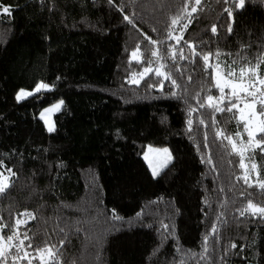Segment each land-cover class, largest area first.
I'll return each mask as SVG.
<instances>
[{
    "label": "trees",
    "instance_id": "1",
    "mask_svg": "<svg viewBox=\"0 0 264 264\" xmlns=\"http://www.w3.org/2000/svg\"><path fill=\"white\" fill-rule=\"evenodd\" d=\"M185 2L115 0L117 7L109 0H0L12 7L11 17L0 10V172L16 173L0 196V216L11 226L20 213L35 214L19 230L35 234L28 249L33 255L47 240L61 264H179L181 258L184 264H264V220L237 211L249 198L264 204V194L235 179L244 171L240 158L216 135L223 130L234 136L243 125L227 111L215 113L213 125L212 110L205 108L192 113L189 132V106L198 108L197 99L203 100L209 88L214 96L219 92L211 87L213 68L205 70L200 58L194 64L179 61L180 48L191 57L188 41L203 53L220 51L225 71L228 65L238 73L257 63L264 56V0H246L243 9L231 0H202L179 45L168 40L153 46L145 40V33L163 40L170 18ZM225 8L232 9L234 23ZM133 13L135 26L123 19ZM186 22L175 26V35ZM137 45L138 60L131 56ZM168 45L177 48L184 76L174 72V78L183 92L169 81L160 89L162 78L154 72L139 76L150 59L151 67H158L150 52ZM133 73L139 85L129 83ZM39 82L51 90L17 101L20 89L32 91ZM59 101L56 129L48 132L41 113ZM201 117L208 126L198 123ZM149 146L168 148L173 157L157 177L143 158ZM255 161L264 178L259 150ZM112 210L121 219H113ZM205 235L209 259L193 258L203 251Z\"/></svg>",
    "mask_w": 264,
    "mask_h": 264
},
{
    "label": "snow or ice",
    "instance_id": "2",
    "mask_svg": "<svg viewBox=\"0 0 264 264\" xmlns=\"http://www.w3.org/2000/svg\"><path fill=\"white\" fill-rule=\"evenodd\" d=\"M223 3H229V0H222ZM231 2L235 5L236 8L243 9L245 7L246 0H231ZM110 4L117 6L115 4V0H109ZM202 0H186L184 6L179 9L176 15L170 18L169 27L166 29L167 35L163 40L157 41L153 39L151 36H148L146 33L144 34L145 40H147L151 45L157 46L160 44H166L168 40H175L176 45H179L183 40V32L187 30L189 24L191 23L192 14L198 11L199 6H201ZM190 6V11H189ZM118 7V6H117ZM0 10H2V14H6L8 17L12 15V7L0 4ZM121 12L124 10L119 9ZM202 10V9H201ZM225 12H227L228 17L232 18V22L234 23L233 11L230 8H225ZM133 13L131 16L125 14L123 19L127 21L129 24H133L135 26V21L133 19ZM186 20V23L181 24L180 26V35H175V26L180 23V21ZM156 29H153L155 31ZM232 25L229 24L227 27V32H232ZM211 32L215 34L217 32V28L215 25L211 27ZM187 47L191 50V57L186 56L184 54V49H179V61L187 60L189 63L194 64L197 58H200L205 66V70L207 68H213V82L211 87L218 90L219 95L214 96L211 94V88H209L207 96L203 99H197L198 108H193L189 106V119L187 121V126L189 132L192 131L193 119L192 113L198 111L199 109H211L212 112L209 114L212 124H216L215 121V113H224L227 111L228 113H233L234 118H236L238 124L243 125V132L237 131L234 136L226 135L223 130H217L216 135L221 137V146L226 149H230V155H236L240 159L238 161L239 167L243 169V173L241 176H236L235 179L237 181L243 180L244 184H247L249 188L256 187L261 190V194H264V178H261L260 165L255 161V155L257 150L262 157H264V75L261 74V64H264V56L258 59V62L255 64H251L250 62L245 64L244 66L239 68V72L233 68L231 65L227 66V71L221 66L219 62V57L221 55L220 51H216L215 53L212 51H208L206 53L197 51V45L189 43L188 41H184ZM140 51L139 45L135 51L131 53L133 59H139L137 53ZM152 57H156V63L158 67L153 69L151 67L153 61L150 59L148 61V66L143 68V71L139 73L140 78L142 79L145 74H151L154 72L157 78H162L157 81V85L160 89L164 88V81H169L170 86L176 89H181L183 92L184 89L181 88V85L177 82V79L174 78V72L179 73L180 77L184 76V71L181 70L180 64L177 59V48L175 45H168L163 52L156 48L150 52ZM229 55H231L229 53ZM215 56L217 58V63L215 65L210 63V59ZM171 61L169 63H162V61ZM235 63V61H233ZM167 69V70H165ZM137 74L133 73L129 83L139 85L140 79L136 78ZM187 79L190 81L192 79L191 75H188ZM157 85H149L150 87H155ZM226 89L228 90L226 92ZM41 90H51V86L44 82H39L35 85L34 90L27 91L25 89H20L17 93L16 99L17 101L26 99L29 96L34 95L35 93H39ZM170 94L172 96H176V91H171ZM199 95V94H197ZM225 101L227 102L225 105ZM63 101H60L58 104L54 105L52 108L46 109V112L58 111L61 108ZM242 105V107H241ZM257 105H259V110L257 109ZM235 110V112H234ZM44 114H41V119H44ZM48 123V131H54V126ZM200 125H206L205 119L201 117L198 120ZM243 133L247 134V139L245 140ZM259 137V138H258ZM207 138V134H205V139ZM227 141V144H224V141ZM149 152L156 151L166 154L167 159L170 161L172 159L170 150L168 148L162 149H153L149 146ZM246 154H248L246 156ZM145 159H148V156L145 155ZM210 157L208 158V162H210ZM245 159H248L251 163H245ZM0 167H3V161L0 160ZM150 167L152 168L153 176H158L160 173L156 167H153L150 163ZM167 167V163H163L161 168ZM8 175H5L3 172H0V196L7 193L8 189L12 187V177L16 175V173L11 169H7ZM252 172H255V179L252 177ZM222 191V189H221ZM244 195V193H241ZM225 205L222 204L223 208ZM240 216H245L246 214L250 215L253 218H259L264 220V204L262 203H254L251 198L247 200L246 206L242 209L237 210ZM224 216V213L221 212L217 217V220H220ZM112 218L113 219H121L118 214L115 213V210H112ZM36 216L32 212H28L27 210L20 213L19 217L14 219V224L9 225L4 221V217L0 216V264H9V260L12 261V264H17L20 260H27V264H32L33 260H38L39 264H61V262L57 259L58 250L55 245H50L47 240L43 242V246L37 245L34 248L35 255L28 251V249L33 248L32 240L33 236H29L28 232L25 231L21 233L20 227H27L28 223L31 220H35ZM162 227L167 231L168 225H162ZM5 229H8L10 234L5 233ZM79 231V229H77ZM64 231V229H61ZM211 232L213 236H217L218 229L213 225ZM167 238V237H165ZM25 241H28L27 245H25ZM204 248L203 251L199 254L192 253V257L195 258L199 255V259L208 260V236L204 237ZM61 247L64 245V241H60ZM235 244H231L230 248H235ZM15 250V251H13ZM179 251V248H177ZM223 260V257H220ZM172 264H176V261L173 260ZM179 264H184L183 258L179 260Z\"/></svg>",
    "mask_w": 264,
    "mask_h": 264
},
{
    "label": "rangeland",
    "instance_id": "3",
    "mask_svg": "<svg viewBox=\"0 0 264 264\" xmlns=\"http://www.w3.org/2000/svg\"><path fill=\"white\" fill-rule=\"evenodd\" d=\"M44 91H46V90H41V92H44ZM29 97H30V96H29ZM27 98H28V97H27ZM27 98H26V99H27ZM23 100H24V99H23ZM20 101H21V100H20ZM59 102H60V101H59ZM59 102H57V103H55V104H53V105L47 107L46 109L52 108L54 105L58 104ZM62 107H63V104L61 105V108H60L58 111L46 112V111H45L46 109H44V110L42 111L41 114H44V117H45V118L42 119V120H43V122H44L45 127H46L47 130H48V126H49V125H48V123H46V121H48L49 123H51V124L54 126V131H55V129H56V125H55V122H54V117H55L56 114H58V113L61 111ZM241 107H242V106H241ZM257 109H258V107H257ZM54 131H52V132H54ZM48 132H49V131H48ZM151 148H153V149H162V148H157V147H152V146H151ZM148 149H149V147L147 148V150H146V152H145L143 158H144V161L146 162V164L148 165V167L150 168L151 172H152V168L150 167V163H151V165H152L153 167H156V168H157V170L159 171V173H161V172L166 168V167L161 168V165H162L163 163L166 162V163H167V167L172 163L173 157H172V159L169 161V160L167 159L166 154L161 153V152H156V151L149 152ZM170 153H171V152H170ZM145 155L148 156V159H147V160L145 159ZM171 156H172V154H171ZM155 177H157V176H155Z\"/></svg>",
    "mask_w": 264,
    "mask_h": 264
}]
</instances>
